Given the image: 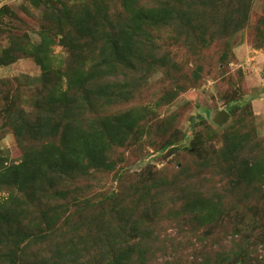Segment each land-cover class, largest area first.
I'll return each instance as SVG.
<instances>
[{
  "label": "rangeland",
  "instance_id": "obj_1",
  "mask_svg": "<svg viewBox=\"0 0 264 264\" xmlns=\"http://www.w3.org/2000/svg\"><path fill=\"white\" fill-rule=\"evenodd\" d=\"M37 1L41 5L36 6ZM87 1L0 0V160L3 168L18 164L25 145L38 140L35 133L26 132L19 139L14 133V124L6 117L7 110L21 109L11 119L16 122L25 119L27 126L31 127L35 117L47 114V109L52 112L48 115L59 119L62 104L53 103L52 96L61 83L56 79V73H60L61 87H65L63 72L68 70V59L72 58L68 47L80 48V57H74L77 64L91 67L98 60L97 50L87 53V49L100 44L102 36L95 35L97 43L88 40V35L81 38L78 27L72 22ZM166 1L140 0L138 5L141 8L160 7ZM231 1L234 0H184L180 9L172 4L178 18L168 22L161 19L146 26V36L154 41L155 50L143 39L139 44L142 52L130 58L135 59L134 66L139 70L126 76V71L120 69L113 76L95 82L99 85L109 83L105 92L108 96L93 103L95 114L101 116V112L111 116L118 113L126 117L123 127L117 132L113 127L111 138L107 137L104 166L87 175L69 174L62 182L49 178L33 181L30 192H27V215L31 213L40 217L42 209L49 216L56 212L60 216L61 229L39 242L32 253L47 258L57 249L60 252L54 253L51 259L64 261L61 264H105L114 252L146 239L143 230L149 226L147 221L154 214L152 210L158 207L155 217L159 214L161 226L156 241L168 238L165 240L180 242L183 248L175 253L168 248L162 249L166 245L164 241L162 246L155 241L153 245L159 249L147 260L154 264H188L194 260V247L186 250L184 237L189 235L190 247L192 233L198 232L197 235L202 236L207 227H193L197 223L194 220L189 227L180 224L177 220L187 219L186 214L175 219L171 208H179L187 191L188 196L193 192L213 196L216 192L226 214L219 219L222 221L217 228L208 231L211 237L205 234L207 239L201 246L217 249L215 232H220L219 238L226 241L233 233H239L246 240L257 241V246L251 250V263L264 264V179L251 185L238 184L233 169L234 164L245 165V162L264 159V0H246L241 15L247 14L248 19L240 29L226 23L227 14H215L221 6L232 7ZM44 3L59 14L45 15L44 11L49 13L52 10ZM101 4L91 7V13L100 9V22L92 15L87 24L89 28L98 22L97 28L113 29L109 31L112 34L131 17L122 0H102ZM190 8L195 10L191 12H194L191 18L196 14L199 22L195 21L197 31L189 37L182 35L184 26L180 24ZM60 30L74 36L71 45L62 44ZM42 36H47L49 42L43 47L41 58L51 67L53 78L50 75L45 78L41 66L29 53L32 44H42ZM16 55L19 58L15 59ZM10 56L14 59L11 60ZM92 97V100L96 98ZM229 97L237 100L238 109L234 113L227 107L231 103ZM44 103L47 104L42 110ZM223 110L229 117L220 125L217 115ZM90 123L87 118L84 126L89 128ZM174 139L178 141L173 148L162 149L164 143ZM197 139L201 142L203 161H199L194 151L188 150ZM202 162L207 165L202 167ZM183 168H191L195 175H199L188 182L187 190L183 187L187 185H182L187 179L179 174ZM144 170L154 174L149 177L150 182L144 183L139 178ZM158 181L167 184L154 185ZM0 186H3L0 188L2 201L8 196V188L3 184ZM116 187H121L126 195L141 191L137 204L141 197L144 198L145 188H152L139 205L137 216L141 228L130 235L123 213L111 212L117 205L112 200ZM61 190L63 195L59 196L57 192ZM75 196L81 199L74 206L71 200ZM152 197L156 206L149 207L147 203ZM169 218L176 221L170 223ZM26 224L24 221L22 228ZM113 226L124 231L120 245L113 246L104 238L110 227L116 229Z\"/></svg>",
  "mask_w": 264,
  "mask_h": 264
},
{
  "label": "trees",
  "instance_id": "obj_2",
  "mask_svg": "<svg viewBox=\"0 0 264 264\" xmlns=\"http://www.w3.org/2000/svg\"><path fill=\"white\" fill-rule=\"evenodd\" d=\"M101 1L102 0H88L85 2V5L82 6L83 10L78 12V17L73 18V25L76 28L78 27L77 29L81 38L88 35L90 37L88 40L96 42L95 35H101L102 42L87 49V53L94 49H96L98 53V60L93 63L91 67L75 63L76 60L74 57H80V48L75 47L71 49L68 47L72 53V58L68 59V70L63 72L65 87H61L63 83L62 80L58 78L60 77V73H56L58 77L56 75L55 77H57L56 79L61 83L60 86L54 90V96L51 94L53 103L62 104L63 112L59 115V119H55L53 116L48 115V113L51 114L52 112L47 109V114L44 112L45 114H39L35 117L36 120L31 127L27 126L25 119L20 122L11 119V116L21 112V109H16L14 111L13 109L7 110L6 117L14 124L13 130L19 139L22 137L23 133L26 132L35 133L38 140L36 143L33 142V144L25 145L23 157L18 164H12L11 166L3 168V163H1L0 160V185H6L8 188H6L8 190V196L5 197L6 199L0 201V264H26L29 260L32 262L28 264H61L64 262L54 261V258L51 259L54 253L60 252L57 249L47 258L39 253L35 254L31 252L33 248L37 247L39 242L43 241L45 238L51 237L53 234L55 235L61 228H59L60 216L56 214V212L49 216V214L42 209L43 214L41 213L40 217L39 215H33L31 213L27 215L25 209L29 201L27 192H30L32 188L30 186L33 181L46 180L49 178L53 181L62 182L69 174L87 175L88 172L95 171L105 165V151L108 146L107 137L111 138L113 127L116 128L115 132H117V129L121 131V127H123L122 125L125 121L124 118L126 117H122L118 113L111 116L104 115V113L101 112V116L95 114L97 111L95 112L92 107L94 101H97L101 97L104 98L108 96L105 92H107L109 88L108 82L101 85L95 82L98 80L100 81L105 76H113V74L117 73L120 69L126 71V76L131 72L138 71L139 68L134 66L135 59L131 60V56L139 55L142 52L139 44L143 39H146L147 41L145 42L150 46L154 43V41L150 39V36H146V32H148L146 26H151L150 24H154V21L157 20L164 19L168 22L178 18L177 10L173 5L180 9L181 5L184 3V0H168L171 4L166 1L165 4L160 7L141 8V6L138 5L140 0H122L125 10L130 12L131 17L110 34L109 31L113 29L97 28L98 22H96L95 26L92 28L87 26L90 19H92V15L100 22V9L98 8L97 10L96 8V12H98L91 13V7L94 4L102 5ZM245 3L246 0L231 1L230 5L232 7L230 8L233 10H230L229 6H221V8L216 10L215 14L222 13L223 16L227 14L225 17L226 23H231L233 27L235 25L240 29L245 25L248 19L247 14L243 13V15H241ZM39 5H41V2L37 1L36 6ZM44 5L52 10L49 13L44 11L45 15L49 16L53 13L54 16H57L59 14L56 12V9L48 6L49 4L44 3ZM188 7H191V5H188ZM216 7L218 6L216 5ZM193 10V8H190L185 12V15H183V23L180 24L184 26L182 35L190 37L197 31L196 25L198 24H196L195 21H198L197 19L199 18H195L196 14L191 18V15L195 12L194 10V12L191 13ZM204 10L206 11L205 7ZM235 12L236 14H233ZM103 17L105 18V16ZM63 31L60 30V32L63 33L62 44L69 46L71 45L70 42H74V36L70 37L69 33L66 34V32ZM47 40H49L47 36H42V44L36 46L32 44L30 47L27 46L31 48L29 51L30 55L35 58L37 64L41 66L43 72L46 74L45 78L49 75L51 76H49L50 78H53L54 73L51 72V67L41 58V55L44 53L43 47L49 42ZM152 48L155 50L153 46ZM13 51L15 50L12 49V52ZM12 52H9V54ZM121 55L124 57L121 58ZM16 58H19V56L16 55L15 59ZM13 59L14 56L11 57V60ZM103 93L105 94L102 95ZM93 95L96 97L94 100H92ZM229 101L231 103L227 105V107L230 112L234 113L238 109L237 100L234 97H229ZM42 103L43 102H41L39 106ZM46 104L47 103L43 104L41 107L42 110L46 107ZM12 118L16 119L15 117ZM87 118L91 122L89 128L84 126ZM92 121L97 122L92 123ZM88 124L89 123L86 125ZM98 126H100L99 129ZM176 141L178 140L174 139V141L164 143L161 147L162 149L168 147L173 148ZM200 147L201 142L197 139L188 150L191 149L194 151L199 161H203ZM206 165V162L201 163L202 167ZM233 169L235 170V182L238 184L245 183L246 185H251L259 183L260 180L264 179L262 178L264 175V159L263 161L255 160L252 162H245V165L234 164ZM193 171L194 170L191 168L179 170V174L184 175L187 179V181L181 182L182 185H187L183 186L186 190L189 187L188 182L194 181L193 177L196 179L199 177V175H195ZM145 172L147 171L144 170L142 176L139 178L143 179L145 181L144 183L150 182L149 177L154 176V174L150 171L149 173ZM157 184L158 186H163L167 183L165 181L154 183V185ZM2 187L3 186H0V188ZM151 187L145 188L146 194L144 198L141 197V202H139V204H137V200L140 199L141 191L126 195L121 187H116L114 194H112V200L117 205L111 209V212H121L123 213V217L127 218V222H125L128 224L126 230L129 232V235L141 228L137 213L140 209V203L146 199V195L148 196L150 194ZM57 193L59 196H62L63 190ZM187 196L188 191L184 195V201H181L180 206H178L179 208H171L174 212L173 216L177 219L184 213L187 219H179L182 222L177 220L180 224H186V226L189 227L191 221L194 220L197 223L193 227H207V230L202 236L199 234L197 235L198 232L192 233L194 236L192 237L193 242L190 243V247L189 231H187L188 237H184L187 247L184 248L189 250V248L194 247V260L188 264H254V262L251 263L252 259L250 255L251 250L257 246V241L253 239L254 242L251 241V239L246 240L239 233H233L231 238L226 241L225 239L219 238L222 235L220 232H215L213 236L217 235L218 237L216 240V242H218V248L209 250L201 246L203 240L207 239L205 234L209 235L208 231L217 228V224L222 221L219 219L223 218L226 213L222 209V201L219 193L214 192L213 196H208L205 193L194 194L193 192V195L188 196L190 199ZM79 197L80 196H75L74 199L71 200L73 203L71 205L75 206L76 203H79L81 199ZM147 205H149V207L156 206L154 197H152ZM56 209L59 211L58 208ZM158 209L159 208L156 207L152 210L154 214H152L147 221L149 226L143 230L146 239L142 238L137 243L125 247L122 251L118 250L114 252L105 264H154L147 259H149V255L152 257L156 249H159L156 245H153L156 241V235L159 234V227L161 226L159 214L155 217ZM175 219L169 218L168 221L173 223L176 221ZM24 221H27V224L22 228ZM175 225L178 226V224ZM113 227L116 229L110 227L104 233V238L113 246L120 245L124 231L120 232L119 227ZM209 237L211 236L209 235ZM98 239L102 238L98 237ZM165 239L160 240L158 238L156 241V243L161 246L163 245V241L165 242L166 245H163L162 249L168 248L169 251L173 250L175 253L182 251L183 246L180 242H168ZM223 242L227 245L219 246V244H224ZM198 249L199 251L196 253L195 251ZM131 254L134 255L133 258ZM124 259L127 261L125 262ZM165 263L167 264V262H164V264Z\"/></svg>",
  "mask_w": 264,
  "mask_h": 264
},
{
  "label": "water",
  "instance_id": "obj_3",
  "mask_svg": "<svg viewBox=\"0 0 264 264\" xmlns=\"http://www.w3.org/2000/svg\"><path fill=\"white\" fill-rule=\"evenodd\" d=\"M228 117H229V114L226 111L223 110V111L219 112L217 115V118H218L217 123L220 125L225 123L227 121Z\"/></svg>",
  "mask_w": 264,
  "mask_h": 264
}]
</instances>
